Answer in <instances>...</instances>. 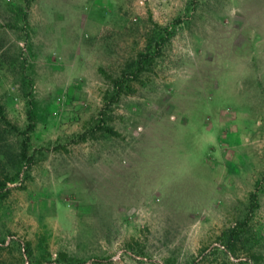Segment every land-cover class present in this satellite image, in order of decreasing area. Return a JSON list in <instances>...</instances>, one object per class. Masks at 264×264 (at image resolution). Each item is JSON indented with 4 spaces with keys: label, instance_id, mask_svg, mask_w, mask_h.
<instances>
[{
    "label": "rangeland",
    "instance_id": "obj_1",
    "mask_svg": "<svg viewBox=\"0 0 264 264\" xmlns=\"http://www.w3.org/2000/svg\"><path fill=\"white\" fill-rule=\"evenodd\" d=\"M0 183V264H264V0H0Z\"/></svg>",
    "mask_w": 264,
    "mask_h": 264
},
{
    "label": "trees",
    "instance_id": "obj_2",
    "mask_svg": "<svg viewBox=\"0 0 264 264\" xmlns=\"http://www.w3.org/2000/svg\"><path fill=\"white\" fill-rule=\"evenodd\" d=\"M1 185H5V184H4V183H0V186H1ZM231 238H232V237H231Z\"/></svg>",
    "mask_w": 264,
    "mask_h": 264
}]
</instances>
